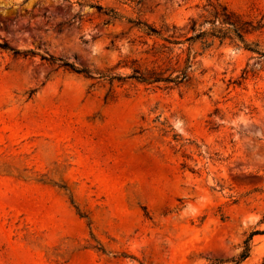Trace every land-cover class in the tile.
Returning a JSON list of instances; mask_svg holds the SVG:
<instances>
[{"label":"rangeland","instance_id":"374dc122","mask_svg":"<svg viewBox=\"0 0 264 264\" xmlns=\"http://www.w3.org/2000/svg\"><path fill=\"white\" fill-rule=\"evenodd\" d=\"M217 1L264 52V0ZM207 2L0 0V264H234L255 231L264 264V56L196 42L176 88L110 80Z\"/></svg>","mask_w":264,"mask_h":264},{"label":"trees","instance_id":"16d2710c","mask_svg":"<svg viewBox=\"0 0 264 264\" xmlns=\"http://www.w3.org/2000/svg\"><path fill=\"white\" fill-rule=\"evenodd\" d=\"M96 8L99 11L102 10L100 7ZM109 14H111L113 19L118 16L113 13V11H110ZM199 19H202L201 23H198V20L191 19L189 29H176V27L160 30L145 29L147 36L158 38L161 42L159 44H154L155 47H153L154 52L152 56L157 62L161 60L166 61L151 69H144L143 71L139 69L134 70L131 76L111 77L110 80L119 82L131 79L147 86L163 85L167 90L176 88L189 79L188 72L193 67L194 60L197 57V53L192 51V46L196 42H200L203 45L206 44L207 47H210L214 41H218L220 44H223L225 41H229L232 44L237 42L240 43L245 50L255 53L260 57L264 56V52L257 50V45L251 47L247 45L246 41L247 35L259 31L262 27L259 24L254 25L252 22L244 21L239 15L230 11L217 0H208L207 4L203 7V14L199 16ZM205 26H208L210 29L203 30L202 28ZM198 27L200 29H198ZM190 33H192V36H189ZM208 40H211L209 44H207ZM185 44H187L186 57L184 58L183 65H180L179 58L184 53L181 47ZM175 47L181 48V53L179 55H174ZM14 54L23 55L25 57L34 55L31 51L23 53L14 51ZM173 60H175V63L171 65ZM165 63L167 67L163 68L162 66H164ZM59 67L77 74L84 73L87 75L85 71L79 70L69 63L61 62ZM99 76V78H108L103 74ZM261 234V232L255 231L245 239L243 242V251L236 260H233L234 264H239L249 257L252 238ZM218 264H220V262H218Z\"/></svg>","mask_w":264,"mask_h":264}]
</instances>
